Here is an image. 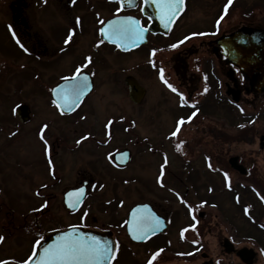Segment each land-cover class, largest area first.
I'll return each mask as SVG.
<instances>
[{
	"label": "flooded vegetation",
	"instance_id": "af4514ba",
	"mask_svg": "<svg viewBox=\"0 0 264 264\" xmlns=\"http://www.w3.org/2000/svg\"><path fill=\"white\" fill-rule=\"evenodd\" d=\"M144 3V0L131 3L127 0L126 5L112 0H0V209L6 208L5 214H9L4 217L0 210V237H3L0 261L21 262L24 258L15 255L19 247L29 243L32 247L52 229L81 225L112 231L116 245L113 264L126 255L133 257V264L149 261L165 264L174 259L188 264L200 260V264H264V92L252 90L249 81L227 61L216 42L232 31L215 29V21L226 13L227 0L222 2L212 27L177 30L193 3L184 0L182 12L166 34L148 32L147 42L137 44L136 40L127 49L104 36L102 27L116 16L135 17L143 28L148 27L150 20L144 14ZM246 25L264 28L255 21ZM68 36L72 39L66 42ZM194 40H200V49L194 47ZM200 53L208 56L206 61L193 64V57H203ZM89 57L92 63L88 62ZM129 60L132 63H125ZM77 70L78 80L86 78L87 83L78 100L71 92L77 80L70 79ZM135 72L155 76L163 90L173 96L169 108L174 121L168 133L170 138L167 141L162 135L159 138L161 142H169L160 146L163 157L157 148L160 140L141 132L140 127L147 125L158 131L160 119L156 112L143 111L142 115L140 109L145 107L149 90ZM130 77L146 90L140 102L131 98L127 84ZM164 80L177 92H172ZM114 83L130 102L112 95L109 88ZM230 89L240 90L238 102L227 94ZM108 96L118 99L111 102L115 111L100 114L98 101ZM128 103L134 106L133 112L128 111ZM58 104L62 107H57ZM214 115L222 127L202 130L206 138L202 170L206 175L202 176L188 161L182 163V171L171 172V155L166 148L187 154L191 139L181 135L185 126ZM181 119L185 123L179 125V132L173 136ZM228 123L235 125V129L229 127L227 135L224 130ZM24 134L32 146L27 154L17 155L10 146L21 141ZM121 135L125 136V143L114 146ZM177 139L180 143L176 145L173 142ZM122 151L129 152L127 164L116 161V154ZM137 151L138 157L142 156L138 161L141 165L145 164L142 160L147 158V151L151 157H160L157 173L151 180L150 173L135 172L122 178V183H154L155 188L161 189L167 180H172L184 191L157 192L155 199L150 197L152 193H146L139 198L143 201L126 206L119 216L116 207L122 199L109 198L108 185L120 181L118 172L133 166ZM82 154L87 157H81ZM233 159L240 169L232 165ZM7 167L15 170L16 175L23 168L22 176L32 181L23 182L24 189H20ZM215 178L213 182L211 179ZM199 182L203 186L201 192ZM209 183L219 184L218 201H210L214 186ZM82 190L86 192L83 205L71 210L66 197H81ZM90 199L97 200V208H108L109 219L105 224L94 222L95 216L89 217V222L83 220L82 213ZM139 203H148L159 216L160 224L167 225L144 241L134 240L128 232L130 210ZM210 208H216L218 215H211ZM57 210L78 218L63 225L53 218ZM10 212L12 216L19 214L18 218L10 221ZM211 217L219 218L220 229L210 227ZM132 226L137 228L136 220ZM214 231L219 233L215 241L217 251L207 238Z\"/></svg>",
	"mask_w": 264,
	"mask_h": 264
},
{
	"label": "rangeland",
	"instance_id": "374dc122",
	"mask_svg": "<svg viewBox=\"0 0 264 264\" xmlns=\"http://www.w3.org/2000/svg\"><path fill=\"white\" fill-rule=\"evenodd\" d=\"M193 3L190 5V9L189 12L186 14V18L183 20V23L180 24L178 26L177 30H182L186 27H192L196 29L195 26H198L197 29L199 28H203V27H212V21L213 19L217 16L219 10H220V6L222 4V2H224V0H192ZM248 21H255L258 22L259 25L264 27V0H237L235 3H233L232 7L230 8V12L224 17V20L221 22L220 26L218 29H220V31H231L237 27H240L242 25H246ZM257 24V23H256ZM199 41L200 40H194L195 45L194 47L196 49H200L201 46H199ZM200 56L203 57H193V64H202L204 63L206 60V58L208 57L207 55L200 53ZM133 60V57L131 58ZM132 60L126 61L125 63H132ZM136 61H138L136 59ZM135 74L140 78V80L143 82V84H145V86H147L149 93L147 94L146 98H145V107H142L140 110L141 113L144 111L145 113H152L154 114L155 112L159 114V119H160V124L157 126L155 125V127H158V131L157 129H153V126H146V128H142V134L145 133L147 135V137L149 136L151 139H156L160 140V144H158L157 148H159V153L160 156L163 157L164 156V150L160 147L162 144L164 143H168L169 142H161L160 135H162V139L164 141H167L170 138L169 133V129H171L174 125V121H172L173 117L170 114V103L172 102V98L173 96L169 93L166 92L165 90H163V87L157 82L155 76H148L146 75L144 72H135ZM230 83V81H229ZM231 86V84H230ZM112 92V95H116V96H122L121 98L123 99H127L126 94L123 93V91L118 90L120 89V87H118L117 85H112L109 88ZM117 98L113 97V96H108L104 99H101L98 101L97 104V109L98 112L100 114H109L112 113L113 111H115L112 106H111V102H117ZM129 101V100H128ZM130 102V101H129ZM12 104V103H11ZM11 104L9 106H11ZM132 103H128V111L133 112L134 110V106L132 105ZM249 110V109H248ZM143 115V113H142ZM147 115V114H146ZM158 119V120H159ZM217 121V116L214 115L213 117L208 118H199L196 120H193L191 124L185 126L184 131L181 132V135L186 136L188 138L191 139V143L190 140L188 141V148H189V152L187 151V154L185 153V155H181L180 152L176 151L174 152V150L171 152L170 148H166L168 149V152L171 155V165H170V169L171 172L172 171H182L181 166L182 163L185 161L191 162V166L193 165V167L195 168V170H197L202 176L206 175L207 172H204L203 169V148L205 147V142H206V138L203 136L202 134V130L205 127V130L208 127H212L213 129H219L220 127H222L219 123L216 122ZM215 122V123H213ZM158 123V122H157ZM156 123V124H157ZM229 127L235 129V125H232L230 123H228V125H226V129L224 130V132L228 135L229 131ZM145 131V132H143ZM157 132V133H156ZM168 134V135H167ZM232 135V134H231ZM181 136V137H182ZM120 139L118 141H116L114 143V146L118 145H123L125 143V136L121 135L119 137ZM174 144H179L180 141L174 140L173 142ZM32 146L30 139H26L25 138V134L23 135V137L17 141V143H14L10 146V149L15 150L17 155L19 153H24L27 154V149H30ZM168 146V145H166ZM138 151L136 154V158L134 163L132 164L133 166L131 168H129L126 171H122V172H118L120 181L117 183H109V187L111 188V191L108 192L109 198L111 196H114L115 198H117V201L119 199L121 202L119 203V205H117V210H116V214L117 215H122L123 213V209L126 206L132 205L134 202L137 201H143V200H139L140 197H143L144 194L148 195L150 193H152L153 195L150 196L153 199L154 196L156 197L157 192L158 193H162L163 192H170V191H184V189L179 188V186H176L174 183H172V180H167L168 183H164L163 184V188L159 189V188H155L154 187V183L153 184H146V183H131V184H127V183H122L121 179L124 177H128L130 176V174L137 172V174H141V175H146V172L150 173V178L151 180H153L155 174L157 173V164L160 161V157H151L152 155L150 154V152H146V156L147 158H145L144 161L145 164L141 165L138 164V161L142 158V156L139 158L138 157ZM230 153H233V151H231ZM180 154V155H179ZM81 157H87L86 154H82ZM12 159V158H9ZM170 160V161H171ZM163 168V166H161ZM23 168H21V170L19 171V174L16 175V171L13 170L10 167L6 168V171L9 173V175L13 178L14 182L16 185H18L20 187V189H24V187H21L23 185V182H29L32 181L30 179H25L22 175H23ZM27 170V169H26ZM115 173H117L115 171ZM176 174V173H175ZM170 176L171 173L168 172L167 176ZM200 176V175H199ZM210 177V176H209ZM213 182H216V178L215 179H211ZM175 181V180H174ZM171 182V183H170ZM201 182H199L197 185L200 188L199 192L202 191V184H200ZM36 184V183H35ZM178 184V183H177ZM210 185L214 186V191L212 190L211 186L210 189L214 192L213 194H211L210 196V201L214 202V201H218L219 200V184L218 183H209ZM208 184V185H209ZM151 185H153V187H151ZM162 186V184H161ZM173 187V188H172ZM177 188V189H175ZM207 188V185H206ZM110 190V189H108ZM101 191V190H100ZM108 200V199H106ZM19 202H23L24 200H18ZM160 201V200H159ZM162 201V200H161ZM88 204L85 206L84 208V212L83 214V220L86 222H89V217L95 216L94 218V222L96 221L97 224H105L108 219H109V214H108V208H100V207H96L97 204V200H88ZM102 202H104V200H102ZM125 203V204H124ZM94 205V207H93ZM199 208H201V206H199ZM212 210V214L211 215H218V210L216 208H210ZM1 215L6 217L8 216V212L7 215L5 214L6 208L4 209H0ZM11 215L9 216L10 221L14 220L15 218H18L19 214L16 213L15 216H12L13 212H10ZM125 213V212H124ZM81 214V215H82ZM85 216V217H84ZM53 218L56 221H59V223H62L63 225L65 224V222H71L72 219L74 218H78V216L76 217H70L68 215H64L60 210L54 211L53 213ZM187 219V217L185 216V220ZM218 217L216 218H210V227H217L220 229V225L218 220ZM61 221V222H60ZM242 225H244L243 221H241ZM248 223V222H247ZM216 225V226H214ZM249 225V224H248ZM222 233V232H221ZM223 234V233H222ZM210 237L207 236V238H209L211 247L213 248V250L217 251L216 249V245H215V241L216 238L219 236V233H216V231H214L213 233H210ZM224 235V234H223ZM30 246L31 244H27V246H24L22 248H18V250L15 252V255H17L19 258H25V256L28 254L29 250H30ZM4 256V255H3ZM165 258H168L167 255L164 256ZM121 258V257H120ZM118 259L116 264H133L132 260V256L126 255L124 257H122L121 259ZM17 261V260H16ZM202 260H200L197 264H200ZM165 264H188V263H184L181 260H172V262L169 263H165Z\"/></svg>",
	"mask_w": 264,
	"mask_h": 264
},
{
	"label": "snow or ice",
	"instance_id": "6c2138e0",
	"mask_svg": "<svg viewBox=\"0 0 264 264\" xmlns=\"http://www.w3.org/2000/svg\"><path fill=\"white\" fill-rule=\"evenodd\" d=\"M145 2L147 3V0H145ZM153 2L157 3L158 7L162 10L161 19H166L169 22L174 19L180 6L184 4V0H164L162 3H160L159 0H153ZM129 3H131V0H129ZM231 3L232 0H228L229 6ZM225 12H227V8L225 9ZM77 23H79V21H77ZM101 23H103V21H101ZM165 27H167V24H165ZM144 31L145 29L140 26L139 21L132 20L131 18H127L125 21H112L108 30L102 29L103 34L107 35L109 39H113L114 36L140 38ZM71 39V36L66 37V42H69ZM181 43H183V41H181ZM21 47L23 48L24 46L21 45ZM173 47H178V45H173ZM24 50L27 51L26 48ZM154 54L155 53H153V55ZM88 62H93L90 57L88 58ZM79 76L80 71L77 70L76 75L70 78L72 80H77V83L71 86L72 95L77 100L84 94V91L87 88L86 78L81 81L78 80ZM161 78L163 79L162 69ZM164 83L172 92H177V89L169 84L167 80H164ZM205 91H207V89H205ZM57 107L62 106L58 104ZM184 123L185 121L183 119L178 121V126L176 131L173 132V136L179 132V125H183ZM44 127L47 128V125ZM41 139H43V135L41 136ZM262 199H264V197H262ZM76 203H79V200H77ZM44 207H47V205L45 204ZM71 207H75V204H72ZM133 216L134 220L137 222V228L133 232L134 239L143 240L150 232H155L159 227V219L151 214L140 215L138 219L136 213H134ZM2 241L3 237H0V242ZM113 251L114 249L107 244H101L94 237L91 239L85 237L77 238L71 233H68L61 237L55 244L46 247L44 249V255L40 256L38 260H36V253L33 252L31 257L24 261V264H32L33 260H35V264H108V262L113 259ZM157 255H159V253H157ZM152 259H155V256ZM0 264H8V262L0 261ZM149 264H151V261H149Z\"/></svg>",
	"mask_w": 264,
	"mask_h": 264
},
{
	"label": "water",
	"instance_id": "95a60500",
	"mask_svg": "<svg viewBox=\"0 0 264 264\" xmlns=\"http://www.w3.org/2000/svg\"><path fill=\"white\" fill-rule=\"evenodd\" d=\"M150 4L146 5L145 8V13L150 16L152 20V24L149 29L155 33L168 32L174 19L171 22L167 21L166 19L162 20V13L159 12V9H157V7H153ZM165 24H167V27H165ZM218 43L223 48L228 60L231 61L235 66H237L241 73L249 80L252 90H254L255 92H262L264 90V30L250 26H243L232 32L231 34L220 38L218 40ZM127 84L129 86L132 100L135 102H140L145 96V88L139 85L137 80L133 77H130L127 80ZM228 93L232 94L235 101H239L240 90L230 89L228 90ZM123 157L124 155H120L119 160H121ZM231 162L234 167L240 169V167L236 164L235 159H233ZM70 202L71 204H73L72 201ZM81 202L82 200L80 199L79 203H77L76 206L78 207ZM140 208H142V206H140ZM68 233H71L77 238L85 237L87 239H91L94 237L101 244H107L109 247L114 249L112 253L114 258L115 246L110 233L93 231L81 227H71L65 230L53 231L45 235V238L40 242V244L34 251L36 253V260H38L40 256L44 255V249L46 247L55 244L60 240L61 237L65 236ZM112 261L113 259L110 260L108 264H111ZM8 264L24 263L8 262ZM32 264H35V260H33Z\"/></svg>",
	"mask_w": 264,
	"mask_h": 264
},
{
	"label": "bare ground",
	"instance_id": "6f19581e",
	"mask_svg": "<svg viewBox=\"0 0 264 264\" xmlns=\"http://www.w3.org/2000/svg\"><path fill=\"white\" fill-rule=\"evenodd\" d=\"M224 20V19H223Z\"/></svg>",
	"mask_w": 264,
	"mask_h": 264
}]
</instances>
